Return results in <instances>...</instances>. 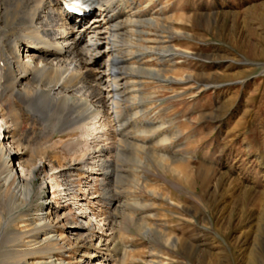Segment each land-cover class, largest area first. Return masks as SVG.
<instances>
[{"label":"rangeland","instance_id":"1","mask_svg":"<svg viewBox=\"0 0 264 264\" xmlns=\"http://www.w3.org/2000/svg\"><path fill=\"white\" fill-rule=\"evenodd\" d=\"M140 9L156 21L144 46L168 45L177 54L163 65L152 55L146 68L162 65L163 77L179 82L141 75L143 117L133 120L160 128L144 134L135 133L144 130L139 125L129 128L130 143L116 137L108 99L96 106L94 140L87 137L89 119L62 133L55 119L47 120L54 114L48 106L21 103L16 91L36 100L40 86L20 79L8 58L6 79L16 83L0 97L1 199L7 202L10 187L2 186L3 161L18 181L32 182L34 194L41 184L43 191L4 232L9 237L39 225L38 214L48 212L60 240L49 251L21 257L9 248L24 252L30 239L16 244L10 236L0 264H264V0H140ZM104 58L97 70L103 71ZM20 62L32 71L39 65L24 56ZM135 97L122 108L134 113ZM75 99L61 100L63 112ZM100 159L112 164L108 180L100 179Z\"/></svg>","mask_w":264,"mask_h":264},{"label":"bare ground","instance_id":"2","mask_svg":"<svg viewBox=\"0 0 264 264\" xmlns=\"http://www.w3.org/2000/svg\"><path fill=\"white\" fill-rule=\"evenodd\" d=\"M76 1H83L88 7L86 12L77 16L71 9L72 4ZM146 11L148 12V9H140V0H0V97L8 88L6 86H13L16 83L15 80L7 82L6 79L9 66L8 58H10L13 60L12 65L17 68L18 74H20V79L31 77L35 79L34 82L38 83L36 86H40L39 91L36 90L37 94H34L35 97L37 96L36 100L33 98L26 100L23 94L18 91L15 92L16 96L25 105L39 103L48 106L49 111L52 109L54 114L47 115V120L55 119L60 125L62 133L74 126L82 128L84 122L89 119L91 120V123L87 124L89 133H86H88L87 137L91 138L90 141L94 140L93 134L97 130L94 127L96 123L94 121L100 113L97 108H102L106 99L112 102V122L116 124L115 135L120 142L134 141L128 130L138 125L144 130L139 131V128L137 132L135 131L136 134L158 130L160 128L158 124L143 121L136 126L137 122L133 120L137 116L143 117L145 102L142 101V98L145 95L140 91L143 87L141 75L144 72V75L150 74L151 80H157L160 83H178L176 78L163 77L166 68L162 67L164 61L171 62L177 54L172 53L171 47L168 45H162V49L159 50H150L144 46L149 33L146 29L156 25V21L152 16L149 17ZM152 55H156V59L162 65L150 70L146 68L145 60ZM21 56L39 64L38 67L33 68L32 71V65L20 62ZM103 57H106L104 58L106 66L104 65L103 71H100L97 69L100 67L99 63ZM131 60H134V63H131ZM117 65H122V69L117 68ZM134 70H136L135 73H138L137 76L133 74ZM37 72V76H34ZM39 74L40 76H38ZM134 78L139 81L137 88L131 86V81ZM105 86L109 88L106 92L107 98L104 97L106 93L103 88ZM71 95L78 97V100L75 99V102L68 104V111L65 113L63 112L65 108L61 109L63 106L61 100ZM132 96H136L135 98L139 100L138 105L135 103L138 108L134 109V113L128 111L126 107L122 108L123 104L132 103L130 102ZM84 97L92 98L93 103L82 102ZM128 105L131 106V104ZM119 109L121 112L118 111ZM11 113L12 116L17 115L15 106L11 109ZM46 114L48 112L44 115ZM108 125L110 127V123ZM105 126L107 129V125ZM135 130L137 129L135 128ZM105 135L107 134L105 133L103 136ZM9 139H12L11 133L6 138V140ZM139 145L144 148V144L139 143ZM109 147L112 148V146ZM2 149L0 152L3 151ZM101 151L98 152L101 154ZM108 162L93 163V165L101 166V181L108 180L111 176L109 172L112 164ZM1 164L6 168L2 186L3 188L10 187L6 188L8 191L7 202L1 199L2 195L0 194V249L5 247L11 240L9 237L12 236V242L16 244L21 242V239H30L25 242L26 246H23L24 252L16 250V247L9 248L10 251L18 253L21 257L39 255L45 249L51 250L53 244L58 243L60 237L56 236V233L49 227L48 212L44 215L38 214L39 225L30 223L25 226L23 231L16 229L9 233V237L4 232L9 221H12L14 217L17 219L16 221H19L21 216L25 215L24 212L19 211L20 207L24 206L25 202L30 203L33 195L38 198L43 191V184L34 194L31 181H18L12 170H9L8 162L3 161ZM11 185L14 186L13 189ZM107 199L111 203V198L107 197ZM40 200L42 199L39 198ZM44 210H46V206ZM41 211L43 209H40ZM4 214H8L9 217L3 218ZM40 231L44 235L42 239H39Z\"/></svg>","mask_w":264,"mask_h":264}]
</instances>
